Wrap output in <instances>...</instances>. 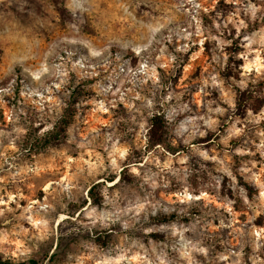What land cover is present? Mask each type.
<instances>
[{
  "label": "rangeland",
  "instance_id": "obj_1",
  "mask_svg": "<svg viewBox=\"0 0 264 264\" xmlns=\"http://www.w3.org/2000/svg\"><path fill=\"white\" fill-rule=\"evenodd\" d=\"M70 112L65 139L28 145ZM56 247L264 264V0H0V264Z\"/></svg>",
  "mask_w": 264,
  "mask_h": 264
},
{
  "label": "trees",
  "instance_id": "obj_2",
  "mask_svg": "<svg viewBox=\"0 0 264 264\" xmlns=\"http://www.w3.org/2000/svg\"><path fill=\"white\" fill-rule=\"evenodd\" d=\"M238 98H237V109L240 110L245 106L246 103V95L247 92L245 91H239L238 92ZM74 113L70 112L69 114L65 113L60 115L56 121L53 123L50 130L40 133L42 130L41 124L38 126L31 128L30 134L27 139L28 145L34 149L35 147H42L43 145H55V143H59L61 140L66 138L67 131L69 127L71 126L73 119H74ZM149 130H148V142H150V145L152 146H164L165 145V135H166V128H165V120L163 115L155 113L152 115V117L149 120ZM124 171V169L122 170ZM121 171V173H122ZM121 180V176L119 177V180ZM113 180H110L109 182H112ZM94 186L90 187L87 191L89 194V198L96 203L93 196V190ZM82 208V207H81ZM162 221L166 222V217L162 219ZM94 235H98L97 231L93 232ZM95 241H101L99 236L95 238ZM101 244H104V241H101ZM57 248L55 251L48 257L46 256L47 263L52 264L54 261H56L57 256ZM59 262V260L57 261Z\"/></svg>",
  "mask_w": 264,
  "mask_h": 264
}]
</instances>
